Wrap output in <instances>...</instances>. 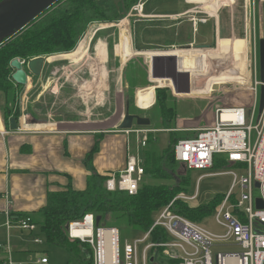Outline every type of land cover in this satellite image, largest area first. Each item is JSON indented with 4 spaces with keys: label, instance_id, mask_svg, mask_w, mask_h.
<instances>
[{
    "label": "rangeland",
    "instance_id": "obj_1",
    "mask_svg": "<svg viewBox=\"0 0 264 264\" xmlns=\"http://www.w3.org/2000/svg\"><path fill=\"white\" fill-rule=\"evenodd\" d=\"M221 2L220 4L223 5L219 3L218 5L215 2L210 5V8L221 7L216 15L221 18L225 35L229 34V21L235 22L238 33L236 39H242L246 42L245 50L243 48L236 50L234 45L226 43L229 48L224 49V54L217 52L220 41L216 39L211 43V49L196 50L195 46L202 45L200 43L204 39L210 36L212 40L211 33L214 30L212 21L209 24L198 23L197 31L194 32L192 24L188 21L189 19L182 17L178 19L175 27L173 25L175 23L172 22L171 25L173 27L168 31H163L159 28L164 27V24L155 23L156 19L145 20L142 17H138V13L134 10L138 4L136 3L126 17L117 23L96 22L90 25L73 52L44 57L45 64L39 76H34L28 71L29 83L25 86L20 96L19 105H17V107L20 106L18 122L23 128L29 129V131H36L38 128H27L26 122L31 124V126L40 125L41 129L46 126L47 128L44 129H52L53 125L49 124H57L56 126L72 130L91 129L105 131L113 129L124 133V130L120 129L119 125L125 118L127 103H129L131 114L151 120V126L149 129L148 127L145 129L153 131V137L158 141L154 145L157 146L158 151L162 152L170 146L171 131L177 132V140H180L194 137L201 129L212 127L216 122V111L221 108L238 107L239 102L235 97L252 93L250 91V83L255 80V49L254 46L252 47L250 43L245 41L243 33L245 0H221ZM143 3H145L147 14L154 12L182 13L192 8L191 5L185 3V0H143ZM201 3L199 0L198 4ZM201 11L202 14L197 16L198 20L203 18L212 19L211 16L213 15L207 13L205 8ZM144 20L151 22H143ZM257 27V37L264 39V3L261 1L258 2ZM144 28L148 30L144 31ZM176 31H179L181 38H187L189 41L197 42V44L192 45L193 47L190 46L191 48L163 49L162 47L164 46H161L163 44L176 43L173 40L176 36ZM96 35L97 38L95 39ZM133 36L137 44H140L139 46L144 45L143 49L147 50L144 52L147 53L188 50L207 51V53L211 50H216V52L208 55L206 77H200V72L191 68L179 69V73L175 75L172 68L168 67L166 73L175 78L174 82L162 79L153 80L149 62L151 63V60L155 59V57L149 56L148 58L146 54L137 55L135 51H133L135 53L133 57H125L123 55L124 52L127 54L130 50L128 41H125L123 46V38L129 39L130 43H132ZM121 44L123 51L121 50ZM184 53L167 56L166 61L176 62ZM156 59L162 62L161 58L157 57ZM135 71L138 74H135ZM142 72L146 73L148 85L138 88L135 85L141 82ZM234 72L241 74L242 79L236 82L233 76ZM185 75L192 76L193 80L190 81V77H185ZM249 75L251 76V81L248 84ZM136 76L140 78L137 79ZM221 76H224L227 82L223 81L224 83L222 82L219 85V89L210 92V95L197 97V94L202 91L200 83L203 84L205 81H212ZM245 78H247V83L243 81ZM178 83L185 87L193 83L194 89L185 88V90L179 88L175 86ZM165 88L171 91L168 101L169 107L174 108L176 111L172 118V126L174 127L172 130L166 129L165 118L159 112V107L157 106L158 97L156 91L157 89ZM146 90L151 91L149 96L153 98H150V104L142 106L139 92ZM228 95L234 96L230 98L231 102L228 101ZM0 106H2L1 101ZM227 118H229L228 115L223 116V119ZM258 118L259 112L257 111L253 125H257ZM256 138L257 133L253 132V143H255ZM128 141L132 154L141 159L142 149H145V147H142L139 137L131 134ZM116 143L113 142L114 145ZM115 149L117 150V148ZM116 150L113 153L115 157L118 155ZM178 171L179 173H184L187 170L185 171L181 164L178 166ZM231 171H236L240 175L245 174L238 167L219 171L211 169L190 170L191 189L189 194L194 195L198 192V199L193 202V205H202L218 194H227L232 185V176L228 174ZM213 174L219 175L212 176ZM149 182L156 183V181ZM257 194H259L258 191H256ZM16 228L14 229L13 238L15 247L17 249L28 248L39 251L33 254L17 253L15 258L17 263L29 264L36 262L42 256H47L50 259V264H78L64 249L44 246L41 238L42 244L35 247V239L31 236V233L28 231H17ZM208 228L217 234L224 233L216 224L214 217L209 219ZM142 237V234L131 227L122 229L120 231L121 248L126 242H133ZM3 242L5 243V239ZM144 247L145 245H142L140 247L141 250ZM42 251L47 252L44 254ZM213 251L215 255L218 251L225 254L239 253L240 248L223 247L220 250L213 249Z\"/></svg>",
    "mask_w": 264,
    "mask_h": 264
},
{
    "label": "built area",
    "instance_id": "obj_2",
    "mask_svg": "<svg viewBox=\"0 0 264 264\" xmlns=\"http://www.w3.org/2000/svg\"><path fill=\"white\" fill-rule=\"evenodd\" d=\"M264 0H247L246 22L250 36V44L255 49V80L250 83L253 102L250 106L221 108L216 111V122L212 127L201 129L194 137L179 140L174 148L177 162L189 170H209L213 168L216 155H225L245 174L236 171L228 172L232 176V185L215 213L203 222H194L174 211V203L178 200L192 204L198 199L194 195L181 193L168 206L155 214L154 223L141 239L126 242L121 248L120 231L116 228H97L96 217L92 214L78 222L69 224L68 235L72 240H79L90 245L94 253V264H158V251L163 250V256L176 264H264V209H259L257 201L264 204V111L259 112L260 88L259 79V42L257 37L258 2ZM138 16H144V3L139 1L134 9ZM194 26L207 23L208 18H191ZM25 62V61H23ZM27 64V62H25ZM259 112L257 125H253L256 112ZM224 113L231 116L227 121ZM8 130L2 134L20 133ZM127 135L139 137L142 147H146L149 135L153 131L133 128L124 131ZM253 132L257 133L255 143L252 142ZM130 155L125 168L113 173L106 183L109 191H123L133 196L138 193L139 185L145 176V169L140 158L129 151ZM219 174H213L216 176ZM256 183L260 187H256ZM236 190H238L236 192ZM256 191L259 194L256 195ZM214 217L216 224L224 233L217 234L209 230L208 221ZM12 213H7L6 229L9 232L5 244H0V250L6 252V264H19L14 258V247L10 232L14 228ZM22 231L35 233L38 226L31 217H24L17 226ZM162 230L167 239L153 241L152 234ZM74 231H81L74 235ZM163 235V233H162ZM35 244L41 245L40 238H35ZM145 245L143 250L141 246ZM223 247H238L239 253H222L215 255L213 249ZM155 252V253H154ZM154 257V262L151 259ZM29 264H49L47 256L40 257Z\"/></svg>",
    "mask_w": 264,
    "mask_h": 264
},
{
    "label": "trees",
    "instance_id": "obj_3",
    "mask_svg": "<svg viewBox=\"0 0 264 264\" xmlns=\"http://www.w3.org/2000/svg\"><path fill=\"white\" fill-rule=\"evenodd\" d=\"M138 1L61 0L26 30L7 39L0 46V101L2 103L0 110L7 127L10 125L11 118L19 121L20 106L17 107V105H19L20 96L25 88L12 81L14 71L11 63L13 60L19 59L28 63L36 58L73 52L90 25L96 22L117 23L126 17ZM142 73L141 82L135 83L138 88L148 85L146 73ZM135 74H138L137 71ZM136 78L140 77L136 76ZM156 92L158 110L165 118L166 129L172 130L174 128L172 118L176 111L169 107L171 91L165 88L157 89ZM176 133L175 131L170 132V146L164 152L158 151L157 146L154 145L158 141L153 137V133L150 134L148 144L145 149H142L143 154L140 159L145 169V176L139 185L138 193L133 196L119 190L109 191L106 183L112 173L102 175L95 169L94 157L99 152L100 144L104 139V135H97L93 150L84 160V164L90 171L86 188L76 190L70 184L64 189L49 191L47 204L40 211L25 215H12L14 226L16 227L24 217H31L33 223L38 226L37 232L31 233L34 239H43L44 246L64 249L78 264H94V253L90 245L70 239L67 230L70 223L81 221L85 215L92 214L101 218L100 227L116 228L119 231L131 227L143 234L153 226L156 213L168 206L181 193L190 195V170L183 166L187 171L179 173L178 166L181 164L175 159L174 148L179 141ZM240 166V164L231 163L225 155H216L211 170H227ZM149 181H156V183ZM224 197V194H218L209 202L198 206L178 200L174 203V211L194 222H203L215 213ZM161 236L163 240L167 239L162 230L154 231L153 241L160 240ZM37 246L40 245H35ZM14 252L16 255L17 253L33 254L39 251L14 248ZM42 252L45 254L47 251ZM1 254L0 264H6V252L2 250ZM157 263L176 264L175 261L163 256V250L158 251Z\"/></svg>",
    "mask_w": 264,
    "mask_h": 264
},
{
    "label": "crops",
    "instance_id": "obj_4",
    "mask_svg": "<svg viewBox=\"0 0 264 264\" xmlns=\"http://www.w3.org/2000/svg\"><path fill=\"white\" fill-rule=\"evenodd\" d=\"M200 1L202 2L201 4H198L199 0H185V3L191 5L192 8L185 12L174 14L164 12H154L147 14L146 6L144 3L145 17L142 18H144L145 20L156 19V21H154L155 23L164 24V27L159 29L163 31H168L173 27V25L175 27V25L178 23V19L182 17H187L189 19L188 21L193 26L194 32H196L197 25L194 26V23L192 22L191 18L195 17L196 19H198L197 16L202 14L201 10L205 8L207 13L213 15L211 16L212 19L208 20L207 24L212 21L214 23V30L211 33L212 40L209 36L208 38L204 39L200 44L209 45L216 39L217 41L223 40L224 44L221 46L220 43L217 51L221 49L224 53V49L229 48L226 46L225 43H230L234 45V48L236 50H239V48H243V50H245L244 48L246 46V42L244 43L242 39H236L238 33L235 22L229 21V34L225 35V32L222 28L220 16L214 17L217 15L215 13L213 14L209 12V10L211 9L210 5L215 2H217V4H220L222 3L221 0ZM246 6L247 0H245L244 6L243 33L246 39L245 41L250 43L251 40L248 32V25L246 22ZM217 8L221 7H212V9L214 10H216ZM145 20L143 22H151ZM172 22H174L175 24L171 25ZM147 30V28H144V31ZM179 31H176V36L173 39L174 41H176V43L163 44L161 45L164 46L162 47L163 49L167 50L176 47H190L194 44H197V42L195 41H189L187 38H181L179 35ZM122 41L123 46L125 41H128L130 45L129 53H123L125 57H133L135 55L133 51H135L137 55L146 54L148 58L149 56H153L155 57V59L159 57L163 62L166 61L167 56L177 55L185 52L180 58H178L179 69H195L200 72V77L207 76V59H209L208 55L216 52V50H211L208 53L207 51L188 50L178 52L172 51L147 53L144 52L147 51L146 49H143L144 45L139 46L140 44H137L134 36L132 38V43H130V40L127 38H123ZM121 50H124L122 48V44ZM201 53H203L202 56ZM186 55L192 56V58H194V62L197 63V65L192 63H184V57ZM185 77H190V81L193 80V77L190 75H185ZM223 81L226 80L224 76H221L218 79L212 81H205L203 84L200 83V88L202 91L197 94V97L210 95V92L219 89V85L222 84ZM175 86L183 89H194L193 83H191L190 86L186 85V87L179 83ZM150 93L151 91L148 90L139 92V96L141 98L140 104L142 106L150 104V98H153L149 96ZM0 115V244H4V239L6 242L9 236V232H7L5 226L7 221V213L11 212L12 215H25L38 212L47 204L49 191H58L66 188L70 184H72L73 188L76 190H84L86 188L87 179L90 175V171L84 164V160L86 159L87 155L93 150L96 144L97 135H104V139L100 144V150L95 155L93 161L94 167L98 173L102 175H107L109 173L113 174L123 170L127 164L130 155L129 151H131V149L129 147L128 141L129 135H127L125 132H118L113 129L105 131H97L91 129L72 130L70 128L66 129L61 128L60 126H56L57 124H49L51 126L53 125L52 129H44L47 128V126L41 129V127H39L40 125L31 126V124H28L26 122L25 125L27 128H38V130L29 131V129L23 128L20 124V129H22L20 133L3 136L2 134L10 130V128L6 126L1 110ZM113 142L117 143L114 145ZM115 148H117V150ZM114 150H116L118 154L116 157L113 154ZM14 229L15 227L13 228V230H11L10 236L12 245L16 249L13 239L15 231ZM16 229L17 231L20 230L18 228ZM18 251L24 252L25 250ZM1 253L2 250H0V259H2ZM14 258H16L15 254Z\"/></svg>",
    "mask_w": 264,
    "mask_h": 264
},
{
    "label": "water",
    "instance_id": "obj_5",
    "mask_svg": "<svg viewBox=\"0 0 264 264\" xmlns=\"http://www.w3.org/2000/svg\"><path fill=\"white\" fill-rule=\"evenodd\" d=\"M61 0H3L0 2V46L9 38H12L22 31L26 30L34 21L41 17L45 12L51 9ZM101 1V0H100ZM192 47V46H191ZM188 47V48H191ZM211 45H198L195 46L196 50H209ZM44 58H36L26 64L25 62L15 59L11 63V68L14 73L12 75V81L19 86H27L29 83V72L34 76H39L45 64ZM150 71L152 79H162L175 81L174 77L169 76L166 71L168 67L172 68L175 75L179 73V61L160 62L158 59L151 60ZM28 69V70H27ZM29 71V72H28ZM259 79L262 84L260 88V114L264 111V39L259 42ZM233 95H228V101ZM238 100L239 106H250L253 102V94L238 95L235 97ZM151 120L139 115L130 114L129 103H127V111L125 118L120 123L119 128L126 131L133 128H147L151 126ZM9 128L11 131H17L20 128V123L11 118ZM256 187L259 188L260 184L256 183ZM258 208L264 209L262 200L257 201ZM101 218L96 217L95 225L100 227ZM69 230V225L67 226ZM154 262V257L151 259V263Z\"/></svg>",
    "mask_w": 264,
    "mask_h": 264
},
{
    "label": "bare ground",
    "instance_id": "obj_6",
    "mask_svg": "<svg viewBox=\"0 0 264 264\" xmlns=\"http://www.w3.org/2000/svg\"><path fill=\"white\" fill-rule=\"evenodd\" d=\"M220 5H223V4H220ZM218 9H220V8H217L216 10H218ZM216 10H214V9L211 8V9L209 10V12H211V13H213V14H214V13L217 14V11H216ZM215 11H216V12H215ZM217 17H218V16H217ZM220 43H221L222 45H224V44H223V40H221ZM244 43H245V42H244ZM221 44H220V45H221ZM225 44H226V43H225ZM222 45H221V46H222ZM231 45H232V44H231ZM244 49H245V48H244ZM218 51H219L220 53H223V51H222L221 49H219ZM218 51H217V52H218ZM223 54H224V53H223ZM202 55H203V53H201V56H202ZM100 62H101V61H100ZM97 63H98V62H97ZM184 63H186V64H190V63H192V64H196V65H197V63L194 62V58H192V56H189V55H186V56L184 57ZM233 76H234V80H235L236 82H237V80L242 79V76H241V74H239V73L234 72V73H233ZM250 78H251V76L249 75V76H248V84H249L250 81H251ZM243 81H244L245 83H247V78H245ZM239 82H240V81H239ZM46 88H47V87H46ZM224 115H228V114L224 113ZM224 115H223V116H224ZM228 116H229V118L224 119V120L227 121L228 119L231 118L230 115H228ZM80 233H81V231H74V235H80Z\"/></svg>",
    "mask_w": 264,
    "mask_h": 264
},
{
    "label": "flooded vegetation",
    "instance_id": "obj_7",
    "mask_svg": "<svg viewBox=\"0 0 264 264\" xmlns=\"http://www.w3.org/2000/svg\"><path fill=\"white\" fill-rule=\"evenodd\" d=\"M209 45H211V44H209ZM196 46H198V45H196Z\"/></svg>",
    "mask_w": 264,
    "mask_h": 264
}]
</instances>
